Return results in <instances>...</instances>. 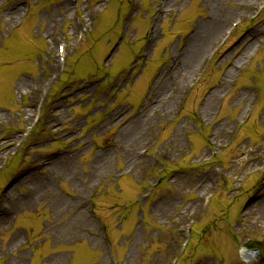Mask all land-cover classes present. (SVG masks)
Returning <instances> with one entry per match:
<instances>
[{"label":"rangeland","instance_id":"rangeland-1","mask_svg":"<svg viewBox=\"0 0 264 264\" xmlns=\"http://www.w3.org/2000/svg\"><path fill=\"white\" fill-rule=\"evenodd\" d=\"M163 1L0 0V264H264V0Z\"/></svg>","mask_w":264,"mask_h":264},{"label":"bare ground","instance_id":"bare-ground-1","mask_svg":"<svg viewBox=\"0 0 264 264\" xmlns=\"http://www.w3.org/2000/svg\"><path fill=\"white\" fill-rule=\"evenodd\" d=\"M176 2H177L176 0L170 3L167 2V5H165V1H163L159 8L160 15H164L167 12V10H169L170 7H172ZM218 11L219 12L221 11L220 8H218ZM217 20H214V22L208 23L206 25H202V26L200 25L198 28V31L193 32V34L189 36L188 38L189 40L187 39L186 45L183 48V51L181 54L182 56H184V58L181 61L178 55L174 56L171 68L168 69V72L164 73L162 77L159 78V80L157 81L154 87V95L150 102V108L154 107V112L161 111L163 107H166V102H167L166 99L172 98L171 94L166 96V94L164 93V89L166 88V81H170L169 79L173 81L176 78L180 80L186 79V77L189 76L190 73H192V71L197 66V64H200V62L203 59L202 57L206 56L205 54L207 52L203 55L205 48L206 47L210 48L211 46L214 45L217 39V34L219 33V30H220V24ZM258 34H259L258 31H253L252 34H250L249 37L245 40L246 45H247V48H246L247 50L230 64V68L229 70L226 71L225 76L223 78L222 87L228 85L230 80L235 75L233 73L235 72V69L239 66H242V64L247 60L249 56V52L251 51V48L253 44L255 43L254 41H256ZM179 87L181 88L182 86H179ZM217 97H218V94L216 93L215 96L209 99L208 101L209 104L206 109L207 112L209 111L210 103H213L214 99ZM246 97H247V94L242 93L239 96L240 98L239 102L245 100ZM148 114L151 115V111H148ZM114 117L115 115L111 116V118H114ZM131 127L133 128V126ZM132 128L127 129L126 132L128 133L129 131H131ZM131 135H133V131L131 132ZM127 138L129 139V134L125 135V139ZM45 165L53 166V164L50 161H45ZM99 166H100V162L96 164V167L90 172V174L94 173V175H97ZM212 178L213 177L211 176L209 181ZM200 185L202 188L207 187V184L204 181H201ZM54 199L55 200L57 199L58 200L57 202L61 201L63 204H66L68 202L67 200L61 198L58 195H55ZM257 256H258V251H256V256L252 258L250 262H252L255 258H257Z\"/></svg>","mask_w":264,"mask_h":264},{"label":"clouds","instance_id":"clouds-1","mask_svg":"<svg viewBox=\"0 0 264 264\" xmlns=\"http://www.w3.org/2000/svg\"><path fill=\"white\" fill-rule=\"evenodd\" d=\"M241 258L245 261V264H250L252 258L256 256V251L247 248L240 249Z\"/></svg>","mask_w":264,"mask_h":264}]
</instances>
